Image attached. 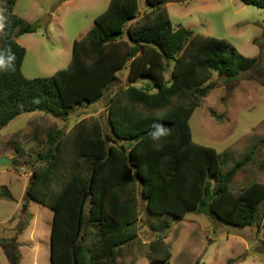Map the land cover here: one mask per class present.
I'll return each instance as SVG.
<instances>
[{
	"label": "trees",
	"instance_id": "1",
	"mask_svg": "<svg viewBox=\"0 0 264 264\" xmlns=\"http://www.w3.org/2000/svg\"><path fill=\"white\" fill-rule=\"evenodd\" d=\"M16 1L0 0V127L33 111L65 119L108 95V130L99 116L82 118L48 130L34 152L25 195L52 209L51 264H133L124 257L138 239L139 198L151 215L174 221L202 212L256 225L264 243V183L230 188L252 150L226 169L229 152L194 141L189 126L212 74L235 79L257 57L241 54L226 38L174 26L168 0H144L143 12L138 0H109L92 30L74 39L65 67L28 78L21 71L26 49L13 36L35 26L13 13ZM241 1L264 7V0ZM125 68L127 84L106 94ZM26 138L36 140L37 132ZM169 227L164 222L146 244L149 258L170 259ZM0 245L17 264L14 241L0 237Z\"/></svg>",
	"mask_w": 264,
	"mask_h": 264
},
{
	"label": "rangeland",
	"instance_id": "2",
	"mask_svg": "<svg viewBox=\"0 0 264 264\" xmlns=\"http://www.w3.org/2000/svg\"><path fill=\"white\" fill-rule=\"evenodd\" d=\"M109 0H17L13 13L35 26V31L14 39L25 47L21 64L25 77H44L68 64L72 43L93 28V19ZM139 11L147 9L138 0ZM174 26L194 33L226 38L243 55L259 58L264 44V7L241 0H168L165 4ZM16 29L14 30V33ZM249 70L232 80L214 72L213 86L194 110L189 126L194 141L230 154V168L252 150L251 159L233 177V191L258 181L264 183V73ZM127 68L110 85L127 84ZM101 100L75 107L65 118L42 111L22 113L0 127V156L10 159L0 165V237L12 239L17 264H51L49 234L52 209L25 195L39 144L50 129H68L78 120L99 116L108 130ZM214 113V114H213ZM37 132L28 141L26 134ZM170 224L165 242L171 252L168 261L154 260L145 253L146 244ZM138 239L131 244L126 261L133 264H264V243L256 225L237 226L216 221L202 212L183 219L148 213L139 198ZM227 260H230L229 262ZM0 264H10L0 245Z\"/></svg>",
	"mask_w": 264,
	"mask_h": 264
},
{
	"label": "flooded vegetation",
	"instance_id": "3",
	"mask_svg": "<svg viewBox=\"0 0 264 264\" xmlns=\"http://www.w3.org/2000/svg\"><path fill=\"white\" fill-rule=\"evenodd\" d=\"M259 53H260V56H259V58H257V62L251 68V70H260V69H262L264 71V44L259 47Z\"/></svg>",
	"mask_w": 264,
	"mask_h": 264
},
{
	"label": "water",
	"instance_id": "4",
	"mask_svg": "<svg viewBox=\"0 0 264 264\" xmlns=\"http://www.w3.org/2000/svg\"><path fill=\"white\" fill-rule=\"evenodd\" d=\"M261 73H264V71L262 69H260ZM10 163V159L6 158V157H1L0 156V165H4V164H9Z\"/></svg>",
	"mask_w": 264,
	"mask_h": 264
},
{
	"label": "crops",
	"instance_id": "5",
	"mask_svg": "<svg viewBox=\"0 0 264 264\" xmlns=\"http://www.w3.org/2000/svg\"><path fill=\"white\" fill-rule=\"evenodd\" d=\"M51 229V228H50ZM49 236H50V234H49Z\"/></svg>",
	"mask_w": 264,
	"mask_h": 264
}]
</instances>
